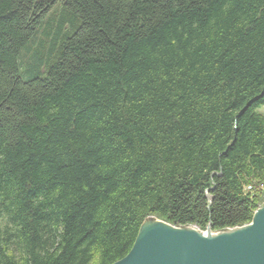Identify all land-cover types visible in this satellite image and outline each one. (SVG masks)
<instances>
[{
    "label": "trees",
    "instance_id": "16d2710c",
    "mask_svg": "<svg viewBox=\"0 0 264 264\" xmlns=\"http://www.w3.org/2000/svg\"><path fill=\"white\" fill-rule=\"evenodd\" d=\"M262 108L264 0H0V264L250 224Z\"/></svg>",
    "mask_w": 264,
    "mask_h": 264
},
{
    "label": "water",
    "instance_id": "95a60500",
    "mask_svg": "<svg viewBox=\"0 0 264 264\" xmlns=\"http://www.w3.org/2000/svg\"><path fill=\"white\" fill-rule=\"evenodd\" d=\"M115 264H264V205L250 224L219 232L147 218L130 253Z\"/></svg>",
    "mask_w": 264,
    "mask_h": 264
},
{
    "label": "rangeland",
    "instance_id": "374dc122",
    "mask_svg": "<svg viewBox=\"0 0 264 264\" xmlns=\"http://www.w3.org/2000/svg\"><path fill=\"white\" fill-rule=\"evenodd\" d=\"M260 112L264 114V108H262V109L260 110Z\"/></svg>",
    "mask_w": 264,
    "mask_h": 264
},
{
    "label": "bare ground",
    "instance_id": "6f19581e",
    "mask_svg": "<svg viewBox=\"0 0 264 264\" xmlns=\"http://www.w3.org/2000/svg\"><path fill=\"white\" fill-rule=\"evenodd\" d=\"M263 205H264V203H263ZM263 205H262V206H263ZM262 206H261V207H262ZM261 207H260V208H261ZM260 208H259V209H260ZM253 217H254V216H253ZM247 225H248V224H247ZM244 226H245V225H244ZM192 227H194V226H192ZM195 228H196V227H195Z\"/></svg>",
    "mask_w": 264,
    "mask_h": 264
}]
</instances>
